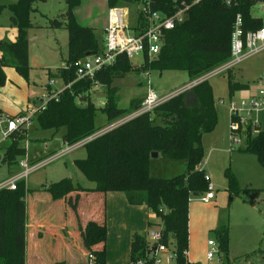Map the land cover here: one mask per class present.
<instances>
[{
    "label": "trees",
    "instance_id": "16d2710c",
    "mask_svg": "<svg viewBox=\"0 0 264 264\" xmlns=\"http://www.w3.org/2000/svg\"><path fill=\"white\" fill-rule=\"evenodd\" d=\"M39 0H16L0 3L10 10V21L17 29L13 41L0 43V85L6 79L4 66L10 64L24 78L30 69L28 59L27 29L34 26L31 12ZM45 1V0H40ZM64 16L48 18L47 26L64 27L67 31V53L64 64L48 69V76L61 78L65 86L56 96L47 97L45 106L35 112L33 121L43 129L58 130L64 126L62 139L70 145L86 136L94 134L98 127L95 116L98 110L111 119L126 111L118 106V88L112 84L115 77L125 75L132 69L130 57L124 52L117 53L114 62L95 70L92 77L76 78L75 65L86 52H98L99 43L93 27L80 23L74 7L80 0H65ZM252 0H198L188 8L185 18L174 28L164 29L159 52L149 57L143 56L141 67L145 69H183L192 78L225 61L230 55V36L235 14L242 13L247 27L260 24L250 13ZM148 3L151 9L169 13L173 9L172 0H107V5L136 6L139 29L146 26L144 15L138 5ZM90 53V54H92ZM89 55V54H87ZM229 70V69H227ZM96 84L107 86L105 101L97 106L91 99L90 91ZM228 94L238 87L248 84L231 81L228 78ZM50 93V89L46 90ZM143 96L135 103L138 106ZM85 101L81 104V101ZM133 101V100H132ZM134 102H131L133 105ZM158 120L151 116L152 113ZM20 113V112H18ZM217 108L212 86L207 79L197 82L189 89L173 94L155 106L152 112H142L121 123L94 135L81 146L85 156L74 159L75 165L94 185L84 187L70 176H64L47 186L53 198L66 197V203L76 210L80 192H107L121 190L131 204H146L159 217L160 239L150 242L146 233L134 232L130 240L131 264L143 259L145 264H153L156 254L152 251L159 243L172 249L174 264H193L187 258L188 248V206L192 195L205 191L209 179L206 171L199 166L204 156L202 136L214 129L217 123ZM28 128L19 126L9 134V141L2 147L1 160L16 161L26 153L21 141L26 138ZM243 145L237 149L254 153L264 166V129L251 134L247 131ZM169 159H180L185 169L170 177L155 176L150 172L151 152ZM53 153V152H52ZM45 156V155H43ZM36 159L30 160H37ZM18 163V161H17ZM229 196L240 195L245 190L230 166L225 169ZM29 188L25 180L19 179L15 188H0V264H24L26 247V201ZM72 193V194H71ZM75 212V211H74ZM153 223L148 222L151 226ZM83 247L94 258L93 264L105 261V219L88 220L80 228ZM218 241V251L228 249V227L221 224L213 228ZM264 236V231H263ZM259 252L264 264L263 245L250 253ZM60 261L53 264H59ZM256 264V263H251Z\"/></svg>",
    "mask_w": 264,
    "mask_h": 264
},
{
    "label": "rangeland",
    "instance_id": "374dc122",
    "mask_svg": "<svg viewBox=\"0 0 264 264\" xmlns=\"http://www.w3.org/2000/svg\"><path fill=\"white\" fill-rule=\"evenodd\" d=\"M14 1L16 0H0V3ZM59 2L64 4L65 0H39L36 1L34 5L56 6L59 4ZM84 3L86 4L81 6L79 9L80 18L84 24L93 27L95 36L97 37L99 43L102 44L105 35L102 26L109 22L110 7L107 8V0H86ZM135 7L130 6L128 10L130 25H134L137 20ZM252 10L253 12H258L257 5H254ZM10 13L11 12L7 7L2 9L0 13V32L4 33L7 29L14 27L9 18ZM58 16H64V12H61ZM40 18L41 16H39L38 13L33 12L31 14V20L33 23L41 21ZM36 32L38 33H36L34 38L33 35H31L33 64L28 73V80H25L24 77L19 74L10 64L5 65L7 69L9 68L14 72L15 78H11L13 79L12 82L6 78L5 83L0 86V107L4 110L16 111L22 106L24 97L27 95L31 97L35 94V91L40 92L44 90L42 89L44 88V82L48 81L49 77L45 71V67L39 66L40 64L53 67L55 65L60 66L65 62L64 57L67 53L66 29L64 27L57 29L55 35L51 37L44 36V34L41 33L43 31H40V33L39 31ZM46 47L52 48V51L47 50ZM60 52L62 53V56H60ZM130 61L133 65L132 69L129 70L125 75L115 77L112 80V84L118 88L119 100L117 105L127 109L120 115L111 119L107 118L106 114H104L101 110H98L95 116L98 130L95 133L99 134L102 131H105L128 119L139 106L134 105L136 102H138V100H140L143 95L142 93L146 91V84L148 82H150L151 87L155 89L158 95L164 96L179 90L182 86L186 85L190 79L193 78H191L186 70L183 69H165L162 71L157 69H145L141 67L143 55L140 53L131 55ZM262 70H264V50L248 56L247 58L233 65L229 70H222L221 72L216 73L208 78L215 97L218 118L214 129L203 134L202 143L205 151L203 160L207 159V162L204 163L206 165L205 169L210 175L209 181L212 182L214 186L215 196L211 198L209 202H204L200 198V196L204 194V192H202L198 195H192L189 200V213L192 222V236L190 242V254H188L191 260L194 259L192 260L194 261L192 262L193 264H244L246 261L245 251H247L252 246L253 241L257 240L255 239L257 227H252L250 224L252 219H249L250 214L249 212L244 211V207L241 205L242 201L240 202V200H243L245 197L247 199H251V195L253 194L247 193L245 189L243 191L245 192L244 194L241 193L240 195H235L238 196L237 198L240 200L236 197H234L235 199H232V196L234 195L229 196L227 190V176L225 174L226 167L230 166L231 171L237 178L238 185L241 187V183L243 184V181H245L244 179H248L246 171L244 172V167L248 164V162H246V159H240L239 157H241V155H234V153H237L240 150H226L228 144L231 143L229 139L230 128L228 122V112L226 108L228 97H230L228 94L227 85L228 78L231 81L253 84L254 79L261 73ZM54 86L57 87V84H54ZM243 88L244 87H238L233 91L234 98L249 93V89ZM106 89L107 86L103 84H96V87L91 89V99L97 106H100L104 103ZM41 97L34 100L33 104H38ZM220 98L222 99V102L219 101ZM131 102H134L133 105ZM30 103L25 109H23V111L28 109V107L31 105ZM84 103V100L81 101V104ZM0 115L6 117L13 116L14 114L0 110ZM151 116L158 120L154 112L151 114ZM262 125L264 126V121ZM64 129V126L60 127L56 131L49 128L43 129L40 128L35 121H33L28 128L26 138L21 141L24 145H26V153L22 156H18L16 161L11 163L2 161L0 159V179L7 178L19 170L17 161L21 159V157L25 155L33 159L39 157V154L46 150L45 144L48 143L50 151L48 150L45 156H41L40 154L41 159L55 154L57 155L43 166L38 167L37 169L28 173V175L25 177V181L30 188L29 192L33 190L31 187L32 185L48 183L53 180H58L64 176H70L74 181H79L85 186L92 185L93 182L87 179L74 163V159L85 156V148L80 145L71 148V150H68L67 152H62L68 147V145L64 143L62 139V133L64 132ZM43 137L47 138L46 143L42 139ZM242 137L243 140L240 144H238V146L243 145L246 134H243ZM8 141L9 140H3L0 142V145L4 146ZM3 146H0V152L2 151ZM233 146L236 147L237 145L235 146L234 144ZM244 154V156H248L247 153ZM151 158L150 172L155 176L170 177L182 172L185 169L184 162H182L180 159H169L161 156H151ZM231 163H233L235 166V169L237 170L236 173H239L241 183L239 181V176H237L238 174L235 173ZM156 221L159 222L158 216H156ZM221 224H228L227 252L231 250V253H229L230 257L227 258V252L226 254L221 251H216L214 252L212 258H208L207 250H209V244L207 239H213L215 241V246L218 247V241L212 228H215ZM152 228L158 227L153 225V227L151 226L149 229ZM145 233L147 238L150 240L148 231ZM261 237H264L263 234ZM259 243H261V240ZM170 245L171 246L168 247V252L173 255L172 249L174 242L172 241ZM158 256L162 257L158 264H166L164 254L162 255L161 251H159ZM251 260L255 261L254 258ZM169 264H174V258L169 261Z\"/></svg>",
    "mask_w": 264,
    "mask_h": 264
},
{
    "label": "crops",
    "instance_id": "0c3cea01",
    "mask_svg": "<svg viewBox=\"0 0 264 264\" xmlns=\"http://www.w3.org/2000/svg\"><path fill=\"white\" fill-rule=\"evenodd\" d=\"M85 1L86 0H80L79 4L74 7L75 16L77 20L82 24H84V22L80 18L79 9L81 6L86 4L84 3ZM120 7L123 8L122 9L123 13H124V10H127V11L129 10V7L127 5H122ZM36 8L37 9L32 11L31 14L33 12L38 13L39 16H41L40 18L41 21H38L37 23L32 22L34 26L29 27L27 29L28 59H29L30 69L33 64L32 62L33 52L31 51V42H32L31 35H33V38H34L36 33H38L36 31H39V33L40 31H43L41 33H43L44 36L51 37L55 35L57 29L61 27L47 26L48 18L58 16L61 12H64L66 9V2H64V4H62V2L61 3L59 2V4L56 6L42 5V6H36ZM107 8H109V6H107ZM124 18L126 20L128 18V22H129L128 15L125 16ZM106 24L102 26L103 32H104V27L106 26ZM16 36H17L16 27H11L10 29H7L4 33L0 32V43L3 40L13 41L15 40ZM103 41H104V38H103ZM46 49L52 51V48L46 47ZM60 56H62L61 52H60ZM39 66L41 67L44 66L45 71L47 73L48 69L53 70L58 65L53 66L54 68L49 65H42V64H40ZM4 72H5V75L8 76L6 78H8V80L12 82L13 79L11 78H15L14 72L9 68L7 69V67L5 66H4ZM48 77H49L48 81L44 82V85H43L44 88H42L44 90L40 92L35 91V94L32 95L31 97H29L28 95L24 97L22 101V106L20 107V109H17L16 111H7L0 107V110H2L3 112L11 113V114H16L18 112L21 113L23 112V109H25L29 105L30 102H31L30 104H33L34 100L39 99V97L45 94V92H47L46 91L47 88L50 90L51 89H62L65 86L61 78L52 77V76H48ZM28 78H29V75H28ZM28 78H24V79L28 80ZM50 79H53V81L50 82ZM192 79H190V81ZM189 82L187 84H189ZM54 84H57V87L54 86ZM4 85H7V84H4ZM184 86H182L179 90L175 91L174 93L176 94L180 91H183L191 87V86H188L186 88H183ZM243 89H249L250 90L249 93H250L251 91L254 90V85L249 83L248 86L244 87ZM145 92L146 91L142 93L143 94L142 96H144ZM174 93L169 94V96H171ZM246 95H242V96H246ZM230 98H234L233 93L230 94V97H228V100ZM219 101L222 102V99L220 98ZM226 110L228 112V104H227ZM261 121L262 123H261L260 129H264V126L262 125L264 118ZM32 122L33 120L31 121L30 125L32 124ZM228 122H229V112H228ZM260 129L258 128V130ZM42 139L46 143L47 138L43 137ZM229 139H230V136H229ZM45 147H46V150L40 153L41 156L45 155L47 151L49 150L48 143L45 144ZM237 147L238 145L234 147L230 143L228 144V147H226V150L231 151V150L237 149ZM240 151L237 153H234V155L235 154L241 155V157L239 158L244 159V160L246 159V162H248V164L246 163L247 165L244 167L245 168L244 172L246 171V175L248 176V179L245 178L244 179L245 181H243V184L241 183L239 173H236L237 170L235 169V166L233 165V163H231V165L235 173L238 174L237 176H239L241 187L246 189L247 193L253 194V195H251V199H247L246 197L243 198L244 201L240 200L239 198H237L238 196H235V195L232 196V199H235L234 197H236L237 199L240 200V202L242 201L241 205L242 207H244V211L249 212L250 214L249 219L250 220L252 219V222H250V224L252 225L253 228L257 227L256 228L257 233L255 235V239L257 240L253 241L252 246L247 251H245V254H246V253H250L253 250L261 247L262 246L261 244H263L264 242V237H261L264 231V166L258 162L257 157L254 153L242 151V150ZM244 153H247L248 156H244L245 155ZM40 154H39V157H40ZM251 155H254V156H251ZM28 158L32 159L29 156ZM0 159H1V156H0ZM206 162H207V159L203 160L202 158V160L199 162V166L204 168L210 180V175L205 169L206 165L204 163ZM19 169H20V166H19ZM17 172H19V170ZM4 179L6 178H2L0 179V181ZM51 182L40 183V185H32L31 187L33 190L31 192H29L28 190L25 194L26 247H25L24 264H53L54 262H58V261H60L59 264H93L92 260L94 256L90 258L89 254L87 255L88 251L82 245L80 228L84 227L88 220L100 221L103 218L105 219V225H106V238H105L106 264H131L130 240H131L132 234L134 232H140V233H143L146 231L149 232L150 230L149 228L151 226L153 227V225L157 226L159 229L160 225L156 221V216L152 212V210L144 203H140V204L129 203L127 201L125 193L121 190H108L107 192H93V191L80 192L79 199L77 202V207H76V210H74L75 211L74 212L73 209L70 208V206L66 203V197L53 198L51 196V193L47 190V186ZM77 183L82 185L79 181ZM25 185L27 188H29V186L26 184V181H25ZM93 185H94V182L92 185H89V186L82 185V186L90 187ZM244 193L245 192H243L242 194ZM189 207H190V203L188 206L189 250L187 248V258L191 262H194L192 261L194 259L191 260L189 258L190 257L189 256L190 246H191L190 242H191V236H192V222L190 219ZM149 221L153 223L151 226L148 225ZM208 239H211V238H208ZM260 240H261V243H259ZM168 249L169 248H167L166 250L154 251L156 254V257L154 259L153 264H158L162 258L158 256L159 251L162 252V255L164 254L166 264H169V261L173 258V255H171L168 252ZM227 253H226L227 258H229L230 257L229 253H231V250H229ZM253 258L255 259V261L251 260ZM261 260H262V257L260 253L256 252L246 257V261L244 262V264L245 263L246 264H251V263L258 264L261 262Z\"/></svg>",
    "mask_w": 264,
    "mask_h": 264
},
{
    "label": "built area",
    "instance_id": "2783aa9c",
    "mask_svg": "<svg viewBox=\"0 0 264 264\" xmlns=\"http://www.w3.org/2000/svg\"><path fill=\"white\" fill-rule=\"evenodd\" d=\"M173 9L169 13H164L160 10L151 9L148 3L139 4V10L144 15L146 26L139 29L134 25H130L124 18L128 15V11H122L120 6H111L109 8V22L104 27V41L98 52L86 55L81 58L75 65L76 78L92 77L95 70L114 62L117 53L124 52L129 57L133 54L148 55L149 57L156 55L162 44V33L164 29L174 28L187 15L188 8L191 4L198 0H172ZM230 3L231 0H226ZM257 5L258 12H253L252 7ZM250 13L259 19L260 24L256 27H247L246 21L241 12L235 14L232 31L230 36V55L220 64L206 70L200 75L193 78L189 84L184 86H192L199 81L209 78L210 76L221 72L222 70L230 69L233 65L242 61L250 55L264 50V0H252L250 3ZM127 14V15H126ZM53 79H50L52 82ZM254 90L246 96L238 98H230L228 100L229 112V128L230 141L235 146L243 140L242 135L250 133L254 134L261 128L262 119L264 118V70L253 81ZM61 89H51L50 93L46 92L38 104H31L26 111L16 113L13 116L0 115V142L9 139V134L19 126L27 128L32 117L41 108L45 106L47 97L56 96ZM169 97L168 95L160 96L151 87L150 82L147 83L146 92L136 110L130 115L135 116L142 112H152L153 108ZM129 117V118H130ZM3 123V124H2ZM98 133L86 136L70 145L62 152H67L69 149L82 145L85 141ZM61 152V153H62ZM55 155L44 159L30 160L28 156H23L18 160L20 166L19 172L0 181V188L9 187L15 188L19 179H24L28 173L43 166L45 163L53 159ZM205 177L208 178L207 173ZM209 179V178H208ZM214 197V187L209 181L204 194L200 196L204 202L210 201ZM150 242L160 239L158 228L149 230ZM209 250L207 257L212 258L214 252L218 251L213 239H208ZM167 247L159 243L156 250H166ZM89 257L93 255L89 253ZM133 264H145L143 259H137Z\"/></svg>",
    "mask_w": 264,
    "mask_h": 264
},
{
    "label": "water",
    "instance_id": "95a60500",
    "mask_svg": "<svg viewBox=\"0 0 264 264\" xmlns=\"http://www.w3.org/2000/svg\"><path fill=\"white\" fill-rule=\"evenodd\" d=\"M90 53H92V52H86V55H87V54H90ZM189 88H190V87H189ZM189 88H188V89H189ZM157 155H158V153H157L156 151L151 152V156H152V157H156ZM151 249H152V251H155V246H153Z\"/></svg>",
    "mask_w": 264,
    "mask_h": 264
}]
</instances>
